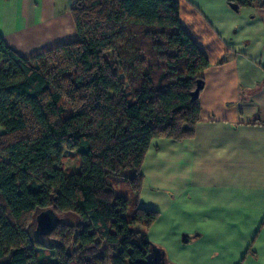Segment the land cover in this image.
<instances>
[{
    "label": "trees",
    "instance_id": "1",
    "mask_svg": "<svg viewBox=\"0 0 264 264\" xmlns=\"http://www.w3.org/2000/svg\"><path fill=\"white\" fill-rule=\"evenodd\" d=\"M71 14L78 38L30 58L0 37V264H39L35 247L47 264H158L141 168L153 140L193 136L209 61L178 0H77ZM63 147L75 172L59 164ZM47 210L58 222L41 233Z\"/></svg>",
    "mask_w": 264,
    "mask_h": 264
},
{
    "label": "crops",
    "instance_id": "2",
    "mask_svg": "<svg viewBox=\"0 0 264 264\" xmlns=\"http://www.w3.org/2000/svg\"><path fill=\"white\" fill-rule=\"evenodd\" d=\"M76 1L0 0V37L23 58L74 41ZM178 1L209 67L193 136L157 138L143 161L146 236L169 264H264V5Z\"/></svg>",
    "mask_w": 264,
    "mask_h": 264
},
{
    "label": "rangeland",
    "instance_id": "3",
    "mask_svg": "<svg viewBox=\"0 0 264 264\" xmlns=\"http://www.w3.org/2000/svg\"><path fill=\"white\" fill-rule=\"evenodd\" d=\"M126 86H127L126 88L128 91L127 95H130L131 93H130V89L127 83H126ZM59 164L63 167L66 173L75 172L79 168L77 155L74 152L69 151L64 147L61 148V159L59 161ZM128 188H129L128 184L121 185V189L125 192L127 197L131 200V207H132L136 199L133 201L134 195H131V193H129ZM34 250L37 251L39 264H47L48 262H51L53 260V258L48 255L47 248H44V250H41L35 247ZM170 256L172 257L171 254Z\"/></svg>",
    "mask_w": 264,
    "mask_h": 264
},
{
    "label": "water",
    "instance_id": "4",
    "mask_svg": "<svg viewBox=\"0 0 264 264\" xmlns=\"http://www.w3.org/2000/svg\"><path fill=\"white\" fill-rule=\"evenodd\" d=\"M230 6L232 9L238 10V7L236 4H231ZM202 88H203V85L198 84L197 89L195 90L194 94L198 95L200 89H202ZM57 222H58V218H57V216H55V214L51 210L42 211L41 213L38 214V216L36 218L37 231L41 232V233H47L55 227ZM152 252H153L155 261L158 264H163L164 263L163 258L166 259V255H165L164 251L160 252L159 248L155 247L152 250ZM161 255L163 258L161 257ZM161 258H162V260H161Z\"/></svg>",
    "mask_w": 264,
    "mask_h": 264
}]
</instances>
